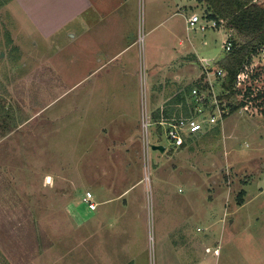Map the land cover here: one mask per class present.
I'll return each mask as SVG.
<instances>
[{
	"label": "rangeland",
	"instance_id": "1",
	"mask_svg": "<svg viewBox=\"0 0 264 264\" xmlns=\"http://www.w3.org/2000/svg\"><path fill=\"white\" fill-rule=\"evenodd\" d=\"M166 1L135 0L140 52L125 78L113 65L85 77L95 63L83 68V42L66 49L77 51L71 66L70 55L56 54L54 37L35 33L17 1L0 0V97L16 113L12 126L18 123L0 136V264H88L95 253L89 235L100 232L111 256L121 249L112 239L121 209V223L137 210L133 230L142 233L137 249L119 252L124 261L131 255L135 264H192V241L209 248L221 241L220 264H264V80L253 84L261 97L249 95L261 107L228 114L178 149L162 127L150 125V147L143 146L142 120L156 99L149 59L163 60L161 45L172 39L168 26L175 44L182 40L191 51L193 73H208L215 96L229 103L211 72L230 35L223 28H186L190 6L203 15L200 1ZM127 190L122 198L133 207L115 199ZM86 192L95 211L82 200ZM32 234L50 247L22 241Z\"/></svg>",
	"mask_w": 264,
	"mask_h": 264
},
{
	"label": "crops",
	"instance_id": "2",
	"mask_svg": "<svg viewBox=\"0 0 264 264\" xmlns=\"http://www.w3.org/2000/svg\"><path fill=\"white\" fill-rule=\"evenodd\" d=\"M15 1L20 5L24 17L34 26L35 29L31 27L35 33L38 31L37 34L39 36L41 35L42 39L45 40L55 38V41H57L55 44L56 54H61L63 58L65 55L71 56L70 58L72 60L69 61L71 62V66L76 61L75 55L77 51H67L66 49L75 47L80 42H83L80 43L82 44L83 50L79 51L83 55V62L86 65L83 68H89L91 63H95L93 70L88 75L85 74V77L100 69L104 70L113 65V70L118 76L127 78L129 69L132 68L134 70L137 66L140 46L135 36L137 19L135 0ZM130 2L132 4L129 6ZM182 9L188 10L187 6H183ZM203 9H205V6H203ZM195 10V7L190 6V13L188 11L186 12L185 25L189 30L191 28L187 20L192 14L196 13ZM175 11L180 10H174L173 15L176 14ZM205 11L203 10V15L200 14L202 19H206ZM159 26H161V23L153 25L149 33H154ZM216 27L210 29L223 28L227 32L226 34H233L232 31L229 32L226 29L224 24ZM167 32L169 36H172V39L167 40V44L161 45L164 48L162 53L165 52L162 58L163 60L156 61L153 58L151 60L149 59L151 65L148 72V78L150 80L148 86L150 91L153 92V96H156V99H153V107L150 113L145 111V116L150 122L190 115L196 107L192 90L196 89L201 92L207 85V73L202 72L199 75H196L195 72L193 73L190 64L192 54L184 41L179 40L175 44L174 30L171 31V27L168 26ZM157 55L161 54L159 53ZM202 60L204 61V59ZM156 69H158L159 73H156ZM72 71L75 73L74 70ZM72 78H82V76L80 74L77 77L73 74ZM130 191L127 190L115 199L117 201L123 199L121 203L125 207H133L134 205L130 200L122 198L123 195V197H126ZM121 211L122 209L115 213L116 217L113 220V225L116 231L112 233L113 243L114 240L115 242L118 240V243L121 244V249L115 251L116 249L114 247L112 255L110 256L107 253L106 247H104L107 245L105 241L107 235L101 234V232L98 235L91 233L89 235L90 244L92 245L95 241V253L88 264H135V262H139V259L135 256L127 255V259L124 261L119 255V252L126 254V251L127 253H131L134 247L137 249V241H140L142 238L140 231L133 230V226L136 223L135 214L137 210L134 209L135 213L126 218L124 223L120 222L119 216ZM107 229L109 228L107 227ZM191 243L192 250L187 255H190L189 259L194 261L192 264H200V259H203L205 264H220L218 260L221 257L222 251L221 241L214 248H209L205 244H202V242L192 241ZM119 244L116 245L120 246ZM208 249L209 251H207ZM215 250L218 252L216 253ZM207 255H211L214 258L213 263L208 260L209 257L207 258Z\"/></svg>",
	"mask_w": 264,
	"mask_h": 264
},
{
	"label": "built area",
	"instance_id": "3",
	"mask_svg": "<svg viewBox=\"0 0 264 264\" xmlns=\"http://www.w3.org/2000/svg\"><path fill=\"white\" fill-rule=\"evenodd\" d=\"M187 23L191 29H199L200 31H205L217 26L216 22L213 20L202 19L201 16L196 13L188 18ZM232 46V41L227 38L224 43L223 51H231ZM211 74L217 80L220 79L218 86L221 87V80L225 77V72L222 69H214ZM260 80H264V44L258 48L255 54L250 55V57L246 59L236 75L234 89L238 93V101L243 102V105L238 111H250V106L253 104L256 107H261L259 105L260 102L253 103L250 98L253 96L250 95L252 92H254L255 95L262 94V90L256 89L255 86H253L255 82ZM214 91L215 85L212 83L209 84L208 81L203 91L199 92L196 89H193L192 94L196 102V107L188 116H180L175 119H162L158 122H150L146 116H144V119L142 120V128L144 132L142 142L146 151L150 147L149 133L147 131V128L150 125L162 127V131L167 140L175 149H178L184 146L186 143V137H196L201 131L203 132L207 128L215 126L218 122H222L225 116L229 114V107L227 104L223 105L222 99L218 100ZM209 95H214L213 100L209 101ZM82 200L88 205L90 210L96 209L97 204L93 201V196L90 192H86ZM207 251H209V249ZM215 251L216 253L218 252L217 250Z\"/></svg>",
	"mask_w": 264,
	"mask_h": 264
},
{
	"label": "trees",
	"instance_id": "4",
	"mask_svg": "<svg viewBox=\"0 0 264 264\" xmlns=\"http://www.w3.org/2000/svg\"><path fill=\"white\" fill-rule=\"evenodd\" d=\"M205 6V18L216 21L217 27L224 24L226 29L233 34H229V39L233 46L231 51L225 52L224 56L215 64V69H222L225 77L221 81L223 89V99L229 101V114L236 113L243 105L237 99V91L234 89L236 75L242 64L250 55L255 54L258 48L264 44V6H258L255 0H199ZM261 7V8H259ZM259 10V11H256ZM263 11V12H260ZM263 14V15H262ZM255 26H258L257 28ZM4 96V95H3ZM261 97V94L258 95ZM5 97V96H4ZM2 100H4L2 102ZM6 100L0 97V136L4 137L6 131H13L18 127V123L12 126L15 121V112L10 108H5ZM20 112V110L18 111ZM226 117V116H225ZM243 193L237 195V204L242 205ZM22 241L34 246L42 242L47 248L50 242L43 236L32 234L25 235ZM32 245V246H33ZM28 247V245H27ZM20 248V246H19Z\"/></svg>",
	"mask_w": 264,
	"mask_h": 264
},
{
	"label": "water",
	"instance_id": "5",
	"mask_svg": "<svg viewBox=\"0 0 264 264\" xmlns=\"http://www.w3.org/2000/svg\"><path fill=\"white\" fill-rule=\"evenodd\" d=\"M151 149L154 151H159L161 153H163L165 151V148L162 145H152Z\"/></svg>",
	"mask_w": 264,
	"mask_h": 264
}]
</instances>
